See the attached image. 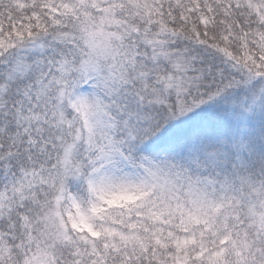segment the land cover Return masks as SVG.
<instances>
[{
  "label": "snow or ice",
  "instance_id": "6c2138e0",
  "mask_svg": "<svg viewBox=\"0 0 264 264\" xmlns=\"http://www.w3.org/2000/svg\"><path fill=\"white\" fill-rule=\"evenodd\" d=\"M0 264H264V0H0Z\"/></svg>",
  "mask_w": 264,
  "mask_h": 264
}]
</instances>
